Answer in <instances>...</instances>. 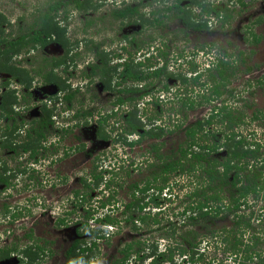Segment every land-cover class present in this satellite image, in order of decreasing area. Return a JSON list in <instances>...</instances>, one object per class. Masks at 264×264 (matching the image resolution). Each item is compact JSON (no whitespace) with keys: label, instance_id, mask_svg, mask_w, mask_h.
Segmentation results:
<instances>
[{"label":"flooded vegetation","instance_id":"flooded-vegetation-1","mask_svg":"<svg viewBox=\"0 0 264 264\" xmlns=\"http://www.w3.org/2000/svg\"><path fill=\"white\" fill-rule=\"evenodd\" d=\"M57 1L59 0H55V2ZM62 1L70 3L69 0ZM86 1L90 3V5H87L86 10H80L70 3L52 11L57 25L62 29H66V46L56 39L46 44L40 42L34 43L30 41L29 34L25 32L21 33V31H18L15 37L13 36V32L8 33L5 43H3L5 44L4 48L2 49H9L7 55L4 56L8 70H0V77L4 76L2 82L0 81V146L2 142L11 140L12 145L17 147L16 150L0 147L10 152L3 164L0 165V174L8 178V184L0 183L1 189L17 190L18 192L21 190L28 191L27 188H24V185L28 186L26 174L29 171L31 173L34 172L38 179V184L36 183L38 190L37 193L33 192L34 198L30 200H38L39 206V199L43 191L41 190L42 187L55 190L53 188L58 187L60 181L68 185L74 182V178L68 172L70 170L64 171L62 167L65 165L63 162L65 158L69 161L72 157L75 158V153H78L77 157H84L85 163L89 162V159L93 156L101 159V165H97L96 163L89 173H82L77 177V188H74L65 199L73 207H81L84 222L79 223V226L76 225L74 227L73 225L71 227V230H74V234L77 237L76 239H72V244L68 246L63 254L64 264H69L68 252L73 247L75 241H79L80 244L84 242L82 246L86 248H91V240L96 241L97 248L98 240L105 241L104 238H94L89 233L91 226L97 228L96 225L89 224L91 216V208L89 207L91 206L90 195L96 190L100 189L102 191L104 188L105 191H108L103 193L105 201L101 200L102 202L99 203L102 210H104L103 215H112L114 211H118L120 218L117 216V221L123 219V223L128 224L132 231H138L140 224L144 222L140 217L150 219L152 222L151 228L153 226L158 228L166 226V228H170V220L167 219L165 221L161 219L163 218L161 216L163 211L158 216H154L151 209L159 201L155 195L163 194V191L170 184H174L179 189L183 187L179 184L181 180L177 178L174 180V177L181 178L185 176V169H178L172 175L162 173L160 169L158 171L160 176L157 179H155L154 174L157 171L156 169H159L158 166L161 168L163 165L167 154L177 151L181 145L182 147L186 145L184 139L186 138V109L182 107L183 105L179 107L177 114L183 115V119L178 121V124L175 123L172 126H168L165 119H163L164 111L159 110L158 113L153 114L152 112L150 113L147 106L153 105L154 100L162 93L170 94V90L173 91V88L170 86L171 84H169L171 80H175V83L176 81L178 82V88L191 82L193 85L192 89H199L198 92H201V94L212 92L214 84L208 78V73L211 71L216 72L220 60L227 62L228 67H235L234 62H245L244 57L247 56L245 54L246 50H249V53H253L259 45L264 43V32H262L264 31V0ZM109 4L112 8L107 18L110 20L111 25L113 22L116 24L114 38L92 37L91 32L94 31V25L98 22H103L106 18L104 16L98 17V12ZM127 8H131V12H128L125 16L114 15L115 12H121L125 9L127 10ZM48 10H50L49 7H47L45 12ZM146 10L149 11L145 13ZM75 12L82 16L83 20L81 31H78L83 33V37H78L77 39L71 38V35L67 31V25H62V23L68 22L69 17L71 18ZM0 13L5 18L7 17L4 13ZM173 18L178 23V36L174 37L171 34L176 32L170 31V29L174 28L169 27L170 23H168V20ZM41 24L42 22L39 28L30 35L40 31ZM148 27L149 29H164L165 36L164 34L156 37L152 35L148 37V40L141 39L140 35ZM217 33L220 35H217ZM205 35H207L206 39H204ZM23 36H25V39L22 41L24 45L21 46L19 51H15L16 49L11 46V43L21 40ZM236 36L241 40V43L238 41L234 42ZM224 38L227 39V45ZM141 40L145 41L142 47L140 46ZM215 40H221L223 43L220 45V43H215ZM26 41L29 42L26 43ZM216 45H220V50L213 48ZM240 45H243V48ZM249 58L250 54L249 57L247 56V59ZM173 59L179 61L186 60L189 63V68L187 69L189 76L185 75L186 77L190 78L200 73H206L208 76L207 80L202 81L203 76H200L197 82H194L190 78L187 82L183 83L182 77L184 72L174 73V77H171L170 67L172 66L171 62ZM201 60L203 61V65L199 63ZM194 66H196V69L192 72L191 69ZM162 67H166L167 74L161 76L154 75V72ZM138 70L145 76L142 82L128 73L129 71L137 73ZM107 77L109 79V86H106L105 83ZM48 78H52V82ZM156 79H162V84H155ZM166 81L167 83H165ZM262 81L264 79H260L257 84H264ZM250 82L253 86L254 82ZM209 86L211 87L209 88ZM145 87L148 93L142 99H139L137 89ZM79 94H83L86 98H83L82 101H76V95ZM231 94L232 92L229 93L230 96ZM218 99H214L210 103H214ZM225 99L215 106L228 105L232 109L238 108L233 106L230 101H227L228 97ZM212 108L209 110V113ZM135 109H138L137 117L143 122L144 127L133 130L128 123V119ZM255 117L254 115V118L248 123L245 121L244 124L240 125L239 130L242 134V126H247L251 122H260L258 120L259 117L260 119L264 118V108L260 111L258 118L256 119ZM176 124L179 126L178 128L175 127ZM259 126L261 128V125ZM151 128H162L164 134L161 137H150L147 131ZM172 128H174L173 131L179 130L184 135L180 145H176L177 147H168V141L166 140V135L173 132ZM248 135L250 140L246 138L250 143L256 141L262 147L264 146V137H257L258 132L256 130L251 131L250 129ZM28 145V149L24 150V147ZM141 147L144 148V153L147 154L143 161L135 162V159L127 160L128 154ZM33 148L35 149L34 152ZM263 150L264 148H261L260 152ZM23 157L25 158V165L28 168L21 166ZM16 158L19 160L18 164H15V167H11L10 161H14ZM126 162H128L127 168ZM262 163L259 161V164L264 166ZM67 164L66 166L70 165L69 162ZM50 170L52 175L49 172ZM93 173L100 175L101 182L99 188L92 191ZM134 173L143 176L141 181L132 180L131 177ZM32 177L33 175L28 177V180L33 185L34 182L31 181ZM14 179L15 181H13ZM83 179L86 180V183ZM18 181H21V184L24 183L22 188H17ZM87 184L91 186L89 187ZM194 186L192 187L194 189L190 191L191 194L198 187L195 183ZM145 187H148V190L143 193L142 190ZM159 188L164 189L162 192H159ZM124 189L127 192V196L122 201L117 198V192L119 190L124 191ZM10 194L12 195L13 193ZM258 195H250L247 198L248 204L250 202L255 205L262 204L264 200V183ZM56 196V201L53 199L50 202H57L60 194L57 193ZM47 198H50V194H48ZM137 198H143L146 206L140 213L138 209H135V212L131 213V221H126L129 217V212L126 210L127 205L138 200ZM152 198H154V201H152ZM162 199V202H158L159 209H162L165 198ZM260 201L261 203H259ZM87 204L89 206H87V210H84V206ZM4 205L7 204L4 203ZM54 205L43 203L42 208L44 213L47 212L49 216L52 215V219L55 220V223L57 222L58 227L71 226L69 221H72L76 209L71 207L65 217L56 218L54 216ZM8 208L10 209L11 207L9 206ZM245 208L246 206L242 209L245 211ZM25 210L24 208H20L19 211L21 213L19 215L22 214L25 217ZM261 210L264 209L262 208ZM18 217L13 219L11 216L8 221H5L8 229H10L9 226L18 221H25V218L20 217L18 219ZM156 217L159 224L154 222ZM260 218H262V214ZM183 219L184 224H192V221L188 217L184 216ZM223 219L231 222L233 215H229ZM2 220L4 222L5 216ZM117 221L115 220V223ZM211 221L213 220H210V223ZM193 222L198 223L197 220ZM232 222L231 225L234 223ZM262 222H264V217ZM121 226L119 224V228L116 229L117 232L123 228ZM134 226L136 229H134ZM247 228L250 229L252 227L246 224L243 230ZM239 229L242 228L239 227ZM232 230L233 226H227L221 228V230H216V232L211 231L210 234L214 236L213 234L220 233V242L216 241L215 249L223 253L227 252L228 258L236 257V252L234 253V250L228 249L231 248V244L228 243L230 247L228 246L227 248L223 241L224 237L233 233ZM31 232L33 231L30 230L26 235ZM102 233L106 234L105 231L101 230ZM82 235L84 236L83 238H81ZM200 239L202 238H198L195 243H198ZM252 239H255V242H250L247 245V249H245L246 251L244 250V246L241 245L243 250L238 255H244L247 264H254V258L260 257V253L258 255L253 253L251 257L250 248L258 247L259 244L263 245L264 234L253 231ZM146 242L148 250H150L149 246L151 248L155 246L154 242ZM137 244L141 243L137 242ZM41 246L44 253L36 264H43L44 259L49 258L47 257L45 246ZM4 248L11 249L12 245L0 247V249ZM179 248L181 249V247ZM179 248L174 250V257L176 255L179 256ZM262 248L264 251V246ZM197 250L198 248L193 249L191 244L187 245L186 251L190 253H185L186 255H191L192 251L195 252L194 260L186 256L185 260L189 264H223L218 258H209L207 255H204L201 259L200 253ZM77 251H79V248ZM13 253L9 259L0 260V264L6 261H16L13 264H19L23 260L26 261V257L23 254ZM260 260L263 261L257 264H264V254ZM83 262L85 263L86 261L83 260ZM112 262L110 261L108 264ZM151 264H154V261ZM167 264L170 263L167 262Z\"/></svg>","mask_w":264,"mask_h":264},{"label":"rangeland","instance_id":"rangeland-1","mask_svg":"<svg viewBox=\"0 0 264 264\" xmlns=\"http://www.w3.org/2000/svg\"><path fill=\"white\" fill-rule=\"evenodd\" d=\"M55 2V0H0V12L4 13L7 15L5 24L2 26L4 31L1 33L0 39L4 40L8 33H14L13 36L15 37L18 33V31H21V33H26V34H31L33 31H36L37 28H39V25L42 21V16L44 15L43 13L46 11L47 7L52 5ZM112 6L109 4L107 7L105 6L104 8H101V10L98 12L97 16L101 17L104 16L106 17L103 22H98L96 25H94V31L91 32L92 37L96 38H114L115 36V28L116 24L113 22L111 25L110 20H108L107 16L110 12V9ZM149 11V10H148ZM147 10L145 13L148 12ZM71 16V15H70ZM82 16L77 14L76 12L74 15L70 18L68 22L62 23V25H67V31L69 35H71V38L77 39L78 37H83V33H80L78 31H81L82 28ZM168 23H170L169 27H172L174 29H170V31H175L176 33L171 34L173 37L178 36V30L177 26L178 23L176 19H171L168 20ZM175 23V24H174ZM168 25V24H167ZM164 29H146L141 35V39L148 40V37H151L152 35L154 37L156 36H161L164 34ZM262 31V30H261ZM16 32V33H15ZM264 32V31H262ZM150 34V36H148ZM217 35H220L217 33ZM207 38V35L204 36V39ZM233 38V37H232ZM236 39L234 42L238 41L241 43V40L236 36ZM216 39V36H215ZM225 44L227 39L224 38ZM223 43L221 40H215V43ZM145 41L141 40L140 46L142 47L144 45ZM5 44H0V49L4 48ZM220 45H216L213 47L214 49L220 50ZM227 45V44H226ZM243 45H240V47ZM240 48V49H242ZM54 52V51H53ZM51 52V53H53ZM245 54L250 58L247 59V56L244 57L245 62L241 63L240 61L234 62V66L236 68L234 75L230 77V82L228 83L227 86V93L223 95L221 98L216 100L214 103H207L204 100V95L205 97L208 96V94H201V92H198V90H193V85L192 83H188L187 85H182L180 88H178V82L175 80H171L169 84L173 88L170 90V94L167 93H162L159 95L156 100H154L153 105H149V111L150 113H158L159 110L164 111L163 119L166 121V125L172 126L173 124L177 123L178 121H181L183 118V115H178L177 111L179 110V107L182 106L183 104V99H194L195 103H201V105H198L194 110L191 109H186L185 113L187 115V121L186 125L190 123H194L197 120L205 119L208 117L209 110L212 108V106H215L217 104H220L221 100L225 99L228 97V102L235 106L238 107V111L245 110V116H244V121L247 123L254 118L255 113L261 111L264 108V84H257V82L260 81V79H264V43L259 45L253 53H249V50L245 51ZM199 63L203 65V61H199ZM198 64V63H197ZM171 67H170V72L171 73H180L184 72V75H188L189 73L187 69L189 68V63L186 62V60H174L171 62ZM246 67H252V70L250 74L245 73L244 70ZM207 74L204 73L202 77V81L207 80ZM4 79V76L0 77V81ZM163 79V78H162ZM162 79H156V83H161ZM254 82V85L252 86L250 81ZM167 83V81L165 82ZM164 83V84H165ZM211 86H209L210 88ZM176 90H175V89ZM2 89V88H1ZM1 91V90H0ZM232 92L231 96L229 93ZM1 93V92H0ZM231 97V98H229ZM83 98H86L83 94L76 95V101H82ZM226 100V99H225ZM144 104V103H143ZM141 106H143L141 104ZM184 107H186L184 105ZM143 109V107H142ZM263 118V117H262ZM18 119V118H17ZM260 122H251V124H248L247 126H242L241 131L249 139V131L256 130L258 132L259 138L264 137V118L263 119H258ZM261 125V128L260 126ZM224 124L220 125L217 124L213 126V129H219L223 130L224 129ZM174 128H172V131ZM184 138V135L181 131L175 130L171 132L169 135H166V140L168 141V147H175L176 145H180L182 142V139ZM185 139V138H184ZM250 140V139H249ZM1 147V146H0ZM177 147V146H176ZM136 151V152H135ZM145 150L144 148H140L137 150L132 151L130 154H128V159H135V162H140L143 161L146 157L147 154L144 153ZM9 150L0 148V165L3 164L4 160L6 157L9 155ZM22 154V153H21ZM27 155V154H26ZM79 154L75 153V158L64 159V171H68L70 176L74 178V182H71V184H66L63 183L62 181L59 182L58 187H55L51 190V188L48 187H42L41 190V196L39 199V206H38V200L34 199L31 201L30 199L34 198V193H37V184H38V179L36 178V174L34 172L26 174V185L24 183H20L21 181H18L17 188H22L24 185V188H27L28 191L21 190L18 192L17 190H3L0 187V247H5L9 246L10 244L13 246L15 244L18 245V247H26V245H29L33 243V241L38 242L40 245H44L45 249L47 250V257L48 259H44L43 264H64V259H63V254L65 250L68 248L69 245L72 244V239H76L77 235L74 234V230H71V227H76V225L79 226V223L84 222L83 218V211H81V207H73L69 202L65 201V199L68 197V195L71 194L74 188H77L78 186V181L77 177H79L82 173H89L91 168L96 165H101V159L99 157H91L89 162H84L85 159L84 157L78 158ZM23 163L21 166H26L25 165V158H22ZM18 158H16L14 161H10L11 167H15V164H18ZM98 161V162H97ZM67 162L70 163L69 166H66ZM68 165V164H67ZM126 168L128 167V162H126ZM28 168V166H26ZM45 169V168H44ZM47 170V169H45ZM48 171V170H47ZM87 171V172H85ZM51 173V170L49 171ZM33 175L31 181L34 182L33 185L30 184V180H28V177ZM52 175V173H51ZM133 176L131 177L133 181L135 180H140L143 178L141 175H136L135 173L132 174ZM180 179L181 181L179 184L183 186L182 188L176 187L174 184L171 187V191L169 190H164L163 194L161 195L162 197L159 199L160 202H162V198L164 199L163 203V212L161 213V216L165 221L167 219L176 221V233L171 236V240L173 241V245L175 246L176 243H185V235L187 232L191 231L193 234H195L198 238H204L202 243H205L204 241L207 242V252L206 255L209 258H218L219 261H222L223 264H237L240 261H246L244 255L238 256L237 258H228L227 252L223 253L220 252L219 250H216V241L218 240L220 242V233H215L213 234L218 235L215 236L217 237L215 239L214 236H211V231L216 232V230H221V228H225L227 226H233V233L229 234V237H233L235 234L236 236L239 235V237H242V240L246 245H248L250 242L254 243L255 239L251 240V236L253 235V231L260 232L264 234V222L263 217L264 214L262 213L261 210L262 208L264 209V200L262 201V204H253L250 202V208H247V212H254L253 217L251 219V225L252 228L250 229H239L238 226H236L234 219L231 220L233 223L231 225V222H229L227 219H221L216 218L213 221L207 219V220H198V223L191 222L192 224H183L182 220V212L184 211V208L189 205V201L191 200L188 196H186V193H190L192 191V187L194 186V183L191 181L194 176L190 179L188 175H185L181 178L179 177H174ZM20 180V179H19ZM45 180V178H44ZM15 181V179L13 180ZM193 181H196L194 179ZM17 182V181H16ZM37 183V184H36ZM54 183V182H53ZM174 183V182H173ZM48 185V184H47ZM171 185V184H170ZM103 188V187H101ZM57 189V190H56ZM13 193L12 195L10 193ZM34 192V193H33ZM108 192L105 191L104 188L102 191L96 190L91 193L90 195V205L88 204L84 206V210H87V206L91 208L90 211V220L89 224L91 225H96L97 227L100 226V222L96 221V219H101L100 216H103L104 210L100 207L99 203L102 201H105V197L103 196V193ZM60 194L59 200L57 202H50L54 199L56 201V194ZM117 198L120 200H125L127 196V192L124 189V191L119 190L117 192ZM126 193V195H125ZM48 194H50V198L48 197ZM179 196H175V195ZM33 195V196H31ZM252 199V198H251ZM102 200V201H101ZM65 201V202H61ZM4 203L9 205L11 208L9 210L5 209ZM40 203H45V204H55L53 209H54V216L56 218L58 217H65L69 209L74 208L76 209V213L72 217V221H69V224L71 223V226L68 227V225L63 226V227H58L57 222L55 223V220H53L52 215H48L47 212L44 213V210L42 208V204ZM261 203V201L259 202ZM25 205V206H24ZM8 206V207H9ZM24 206V207H23ZM97 207V208H96ZM20 208L26 209L25 212V217L20 214L19 216L22 218H25L24 222L18 221L17 223H14L13 225L9 226L10 229H8V225L5 224V221H8V219L11 217L13 213H21L19 211ZM19 211V212H18ZM158 212V210H153V213L155 214ZM5 213L4 215H2ZM262 213V218L259 217ZM249 214V213H247ZM120 213L117 211H114V214L111 215V218L113 220L117 221V216H119ZM5 216V220L1 221V219ZM8 217V218H7ZM18 217V219L20 218ZM120 218V216H119ZM118 218V219H119ZM7 219V220H6ZM87 219V216H86ZM122 224L121 227H123L120 231H116L117 228L115 226H112L111 228L107 227L106 234L102 233L105 235L106 239L105 241L103 240H98V248L93 249L92 253V264H108L110 261H115L117 259L122 258V253L120 252L126 244H134L132 251V255L130 258V261L128 264H141L137 262L136 258L138 256L142 255V251H145L146 253H149L148 247L146 245V241H150V243L154 242L155 244H158L159 250L164 249L165 246L169 245L171 242L170 239H164V235L162 233L168 232L171 234V229L169 230H162V227L160 226L157 230L156 226H153L151 228V220L146 219L143 223L140 224L139 230L138 231H132L128 224L126 225L123 223V219H120ZM103 222V220L101 221ZM166 223V222H164ZM175 223V222H174ZM113 224V223H110ZM212 224H214L212 226ZM77 226V227H78ZM155 227V228H154ZM216 229V230H215ZM231 230V228H229ZM30 230H32V238L30 236L26 235ZM243 234V235H241ZM86 236V234H85ZM226 236V235H225ZM84 236L82 235L81 238ZM80 238V239H81ZM189 240H192V236L188 237ZM105 242V243H104ZM137 242L141 244H137ZM258 246V245H257ZM264 246L262 244H259L258 247H252L250 248L252 253H256L257 255L260 253V257H256L253 260L254 264L260 263V258H263V248ZM21 248V249H22ZM221 249V248H220ZM244 249H247L245 246ZM216 250V251H215ZM141 251V252H140ZM138 252H140V255H138ZM145 253V254H146ZM98 256V257H97ZM176 259H179L178 256L176 255ZM160 258L158 257L157 260ZM217 261V260H216ZM16 261H6L2 262L1 264H13ZM178 264V262H176ZM17 264V263H16ZM24 264H26V261L24 260ZM42 264V263H40ZM142 264H151L150 259H147L144 263ZM161 264H167V262H162Z\"/></svg>","mask_w":264,"mask_h":264},{"label":"trees","instance_id":"trees-1","mask_svg":"<svg viewBox=\"0 0 264 264\" xmlns=\"http://www.w3.org/2000/svg\"><path fill=\"white\" fill-rule=\"evenodd\" d=\"M69 2L80 10H86L87 5H90V3L86 0H69ZM70 3H65L64 1L59 0L50 5V10L45 12L42 16L40 31L34 32L32 35H29L30 41L34 43L40 42L42 44H46L56 39L66 46V29H62L57 25L52 11L60 8L62 5H67ZM128 12H131V8H127V10L125 9L121 12H115L114 15L118 14L123 17ZM5 22L6 18L3 14L0 13V37L2 36L1 33L4 31L2 25ZM24 39L25 36H23L21 40L15 43H11V46L16 49L15 51H19L21 46L24 45V43H22ZM28 42L26 41V43ZM3 43H5V39H0V44ZM8 52L9 49L7 48L4 50L0 49V70H8L4 61V56L7 55ZM234 68L236 67H228L227 62L220 60L217 65L216 72L211 71L210 73H208V78L214 85L212 86V92H209L207 97H205L204 95L205 102L210 103L212 100L220 98L225 94V92L227 91L226 87L230 82V77L234 75ZM195 69L196 66L192 67V72L195 71ZM251 70L252 67H247L244 72L249 73ZM128 73L135 79L137 78V80H139L140 82L145 79L144 74L140 70H138L137 73H133L131 71H129ZM154 73V75L156 76L166 75V67H162ZM170 74L171 77H174L173 73ZM203 74L200 73L195 75L194 77L191 76L190 78L191 80H194V82H197V80L200 78V76L202 77ZM182 78L183 83L187 82L190 79L185 75H183ZM48 80L52 82V78H48ZM106 80V86H109L108 77ZM262 83H264V81H262ZM143 89H137V92L139 93V99H142V97L148 93L146 87ZM201 104L202 102L196 104L194 99L192 100L188 98L183 100L182 107H184L185 105V109L194 110L196 107H198V105ZM259 114L260 111L257 112V114L255 113L256 119L258 118ZM137 115L138 109H135V111L132 112V115H130V118L128 119V123L131 125L133 130L136 128L144 127L143 122L140 121ZM244 116L245 110L238 111L237 108L232 109L228 105H222L219 107L214 106L208 117L186 125L185 147H182L181 145L178 147L177 151H172L170 154H167L161 168L158 166L159 169H156L157 171H155V179L160 176L158 172L160 169L162 173L171 175L178 169H185V173L190 177V179L192 178V176H194L191 181L198 185V187H196L195 189V192L191 195L194 200L190 202V204L186 206L184 208V211L182 212V216L188 217V219H190L192 222L194 220H215L219 217L223 219L228 217L229 215H233L236 226L243 229L247 224L248 226L252 227L251 219L254 215V212L246 211L248 207L250 208L247 198L250 195L259 196L258 194L263 187L264 166H261V164H259V161H261V163L263 162L262 164L264 165V150L260 152L261 148H264V146L262 147L256 141L250 143L248 139L240 132V125L245 123ZM185 117L187 121L186 114ZM177 124L175 125L176 128L179 127ZM217 124H224V129H213L212 127ZM147 134H149L150 137H161L164 134V131L162 128H151L149 129V131H147ZM1 147L14 150L17 149V147H14L12 145L11 140L2 142ZM28 147L29 145L25 146L24 150H27ZM34 150L35 149L33 148V152ZM92 176L93 185H87H89V187L91 186V190L93 191L99 188L101 177L97 173H93ZM194 179H196L197 182L193 181ZM84 181L86 183V180ZM0 183L8 184V178L0 174ZM163 189L159 188L158 191L162 192ZM147 190L148 187H145L142 192L145 193ZM137 199L138 200L127 205L126 210H128L129 212V217L126 221H131V213L135 212V209H138L140 213L145 208L146 203L143 202V198ZM152 201H154V198H152ZM156 204L158 205L159 203ZM5 206V209L8 210V206ZM245 206L246 208L244 211L242 208ZM11 216L13 219H15L19 216V214L13 213ZM105 219L107 223H115V220L110 218V216H107ZM140 219L142 221H146L145 218L140 217ZM154 222L156 224H159L157 217L155 218ZM169 226L170 228H166V226L164 227L165 230L171 229V234H169L168 232L162 233L164 237H166V239H170L171 236H173L177 231L176 223L170 221ZM164 227H162V230L164 229ZM156 228L158 230V227ZM134 229H136L135 226ZM89 233L92 234V237L94 238H105L104 235L101 234V231L99 229L90 230ZM28 236L32 238V232L29 233ZM190 236H192V240H189L188 237ZM257 240H259V238H257ZM91 241V248L83 247L82 245L84 242H82V244H80L79 241L74 242L73 247L68 252L69 264H92L91 258L93 249L96 248L97 245L96 241ZM196 241L197 236L191 231L187 232L184 239L185 243L182 245L181 249L178 247L180 253H190L189 251H186L187 245L189 244L192 245L193 249L197 248L198 243H195ZM223 241L227 248L229 246L228 243L231 244V248L228 249L234 250V253L236 252V257L241 254L239 252L243 250L242 246L248 247L242 240V237H236V234L233 237H224ZM133 246L134 244L132 243L126 244L125 247L120 251L122 253V258L113 261L111 264H128L129 262H131L130 258L132 255L131 250L133 249ZM21 248L22 247L18 248V245L15 244L11 249H0V260L9 259V257L14 254L13 252H15L21 253L24 257H26V264H36L41 259V255L44 253L43 247L36 241H33L32 244L26 245V247L22 249ZM78 248L79 251H77ZM149 249V253L142 251V255L136 258L137 262L142 264V262H144L146 259L153 257L154 264H160L163 261H166L170 264H175L174 248L170 247L166 252L158 253V249L155 244V246L152 248L151 246H149ZM140 252H138V255H140ZM192 252L193 253L190 256L192 260H194L193 257L195 256V252ZM252 255L253 253L251 252V257ZM158 257L160 258L159 260H157ZM83 260H85L86 262L84 263ZM19 264H24V260ZM238 264L247 263L246 261H240Z\"/></svg>","mask_w":264,"mask_h":264},{"label":"clouds","instance_id":"clouds-1","mask_svg":"<svg viewBox=\"0 0 264 264\" xmlns=\"http://www.w3.org/2000/svg\"><path fill=\"white\" fill-rule=\"evenodd\" d=\"M171 187H173L172 185H170V186H168V188L166 189V190H169V191H171ZM162 194L160 193V194H157V195H155V197L156 198H158V199H160L162 196H161ZM191 193H186V196H188L190 199H191ZM175 196H179L178 194L177 195H175ZM194 199L192 198L190 201H189V204H190V202H192ZM158 202H160V201H158ZM158 202H156V203H158ZM250 205V204H249ZM160 208V206L159 205H155L154 206V208H152L151 209V212H153V210L155 209V210H158V212H156L155 214H154V216H158V214L161 212V211H163V206H162V209H159ZM249 208V207H248ZM262 213H264V211H262ZM262 213H260V214H262ZM107 216H110V218H111V215L110 214H108ZM107 216H100V218L101 219H96V221H98V222H100V226L99 227H97V228H95V227H90V230H94V229H99L100 231L101 230H103V231H107V227H109V228H111L112 226H115V228H119V220L116 222V223H113V224H110V223H107L106 222V217ZM182 217H184V216H182ZM103 220V222H101ZM169 220V219H168ZM170 221H172V220H170ZM172 222H176V221H172ZM182 222H183V224H184V221L182 220ZM101 224H103V225H101ZM121 226V225H120ZM187 234V233H186ZM105 237V236H104ZM104 239H106V237L104 238ZM164 239H166V238H164ZM171 240V239H170ZM203 240H204V238H202V239H200L199 240V242H198V250H197V252L199 251V253H200V257H203L204 255H206V252H207V249H208V246H207V242L206 241H204L205 243H202L203 242ZM182 245H183V243H176V245L174 246L173 245V241L171 240V242L169 243V245H167V246H165V248L162 250V249H160L159 250V247H158V244H156V246H157V249H158V253H160V252H166L167 251V249L168 248H174V249H176V248H178V247H182ZM186 256H188V257H190L191 258V256L190 255H186V254H181V253H179V256H178V258L179 259H176L175 260V258H174V262H175V264H177L176 262H178V264H189L185 259H186ZM235 258H237V257H235ZM148 259H150V261L151 262H153L154 261V258L153 257H150V258H148ZM147 260V259H146ZM145 260V261H146ZM144 261V262H145ZM143 262V263H144ZM163 262H165V261H163ZM162 263V262H161ZM160 263V264H161ZM238 264V263H237Z\"/></svg>","mask_w":264,"mask_h":264}]
</instances>
